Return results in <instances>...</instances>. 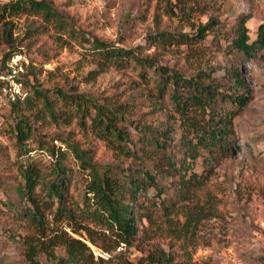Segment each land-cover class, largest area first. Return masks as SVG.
I'll use <instances>...</instances> for the list:
<instances>
[{
    "label": "rangeland",
    "instance_id": "1",
    "mask_svg": "<svg viewBox=\"0 0 264 264\" xmlns=\"http://www.w3.org/2000/svg\"><path fill=\"white\" fill-rule=\"evenodd\" d=\"M9 1L0 0V4ZM51 1L72 22L71 33L59 30L39 15L23 14L16 21L15 48L23 50V63L31 66L29 79L47 92L60 85L83 95L88 125L103 105L116 102L127 106L128 122L124 126L132 152L120 153L77 125V119L68 126L54 124L42 103L36 101L32 107L23 105L24 112L34 122L36 111L42 117L39 115L37 130L25 143L32 152L21 156L24 151L15 137L13 116L0 102V264H28L21 244L9 236L28 234L26 223L14 216L16 208L23 205L15 191L18 164L35 162L47 174L53 163L50 153L40 149V141L59 139L54 144L65 154L71 168V197L82 203L91 178L90 170L83 168L71 150L61 143V138L71 135L84 148L91 149L93 162L100 172L112 166L129 174L145 167L156 180L155 186L139 195L140 207H136V214L150 212L153 223L145 219L138 223L140 239L134 245L121 244L107 253L100 248L109 247L112 240L104 237V234L110 236L106 226L90 219L84 221L93 230L91 235L100 247L90 243L86 232L74 237L87 244L94 262L99 263L103 258L105 264L122 261L138 264L148 248L157 244L177 255L187 251L193 264H264V41L250 57L234 47L242 19L250 43L257 41L260 34L264 40V0ZM202 26L210 28L204 40H197L194 36ZM159 33L177 39L154 45L150 41ZM94 38L127 49L142 46L143 54L154 58L158 66L175 68L187 77L207 74L224 92L249 97L243 106L231 101L221 105L222 111L235 113L229 126L233 147L213 165L206 164L205 157L200 156L195 166L187 169L186 176L197 172L207 174V178L186 200H178L180 175L167 169L164 151H153L148 146L146 153L138 143L141 136L136 129L138 125L161 132L169 129V140L174 147H179L183 138H193L181 127L180 115L171 103L170 94L160 95L158 73L154 69L105 65L90 49L88 40ZM11 50L0 23V68L4 56ZM57 109L73 114L76 107L59 103ZM171 150L168 146L165 152L168 154ZM176 154L179 161L182 154L180 151ZM11 200L14 210L5 205ZM162 202L175 208L167 211ZM199 206L207 216L183 230L188 212ZM48 223L51 230L63 229L73 234L66 221L56 220L53 215L48 216ZM56 253L65 255L61 247L56 248ZM85 256L91 260L88 252ZM39 260L42 264H56L45 255Z\"/></svg>",
    "mask_w": 264,
    "mask_h": 264
},
{
    "label": "trees",
    "instance_id": "2",
    "mask_svg": "<svg viewBox=\"0 0 264 264\" xmlns=\"http://www.w3.org/2000/svg\"><path fill=\"white\" fill-rule=\"evenodd\" d=\"M23 14L39 15L45 22L53 23L59 30L71 33L72 22L56 8L51 0H10L0 4L2 35L12 49L4 56L0 76L9 72L8 62L13 56L23 55V50L15 48L14 43L18 37L14 38L16 21ZM244 23V19L239 23L234 47L244 56L250 57L260 46L259 43H263V34L259 35L257 41L250 43L248 29ZM209 28V26L200 27L194 38L204 40ZM175 39L177 38L174 36L159 33L150 42L157 45L160 42H171ZM88 42L91 43L90 49L95 57L107 66L124 68L133 65L134 68L154 69L158 73L157 88L160 95L163 97L166 93L170 94L171 103L180 115L181 127L187 134L193 135V138L190 140L183 138L179 147H174L169 140V129L161 132L157 129L154 131L151 126L138 125L136 129L141 135L138 143L141 145L140 149H144L146 153L148 146L153 151H164L162 154H164L167 169L180 175L178 200H186L189 193L207 178V174L197 172L186 176L187 169H192L200 156L205 157L206 164L213 165L218 159L226 157L233 147L229 126L235 113L222 111L221 105L231 101L243 106L249 101V97L244 94L224 92L217 82L209 80L207 74L200 73L194 77H187L175 68L158 66L154 58L143 54L142 46L127 49L99 38L88 40ZM30 67V64H24V72L19 78L28 89L29 96L23 101L19 100L6 105L13 116L18 146L24 151L21 156L32 152L27 149L25 143L36 132V122L42 117V114L36 111L33 114L34 122L31 116L24 112L23 105L32 107L36 101L42 103L45 112L50 115L54 124L68 126L77 119V125L96 134L99 139L121 151L120 153L132 152L128 145L130 137L124 126L128 122L127 106L116 102L103 105L96 115L91 117V123L88 125L82 103L84 96L73 93L71 89L60 85L53 90L45 91L29 79L32 74L28 71ZM235 79H237L236 76ZM238 83L240 84V80ZM1 85L0 81V88ZM59 103H71L76 110L73 114L58 110ZM54 140L59 139L51 138L49 141H40V149H46L53 158L49 173H44L35 162L18 164L15 191L22 199L23 205L16 208L14 216L26 223L28 234L15 233L10 234L9 237L21 244L24 259L28 264H42L39 260L41 255L54 260L56 264H105L103 258L99 259V263L94 262L90 248L74 235L82 231L86 232L90 236V243L100 247L91 235L93 230L84 224V221L90 219V221L106 226L105 230L110 233V236L104 234L105 238L112 237L109 247H100L103 251L110 253L121 244L129 247L134 245L140 239L138 223L143 222L144 219L153 223V216L150 212L137 215L136 207H140L139 195L147 191L149 187L156 185L155 176L145 167L129 174L119 167L112 166L104 167L100 172L97 164L93 162L91 149L84 148V144L74 139L72 135L61 138V143L71 150L73 157L80 162L81 166L90 170L91 178L86 184L80 204L71 197V168L67 164L65 154L62 153L60 147L54 144ZM168 146L172 150L167 154L165 151ZM176 151L182 154L179 161H177ZM139 159L141 161V158ZM12 204L11 200L5 205L12 206L10 209L14 210ZM161 205L167 211L175 208V206H166L163 202ZM204 213V208L200 206L190 210L183 230H187L188 227L193 226L194 222L207 216ZM50 215H53L56 220L66 221L67 227L73 234L70 235L63 229L51 230L48 223ZM210 215L213 216L212 213ZM57 247H61L65 255L59 256L56 253ZM86 252L89 253L91 260L86 258ZM182 253L177 255L175 252L166 251L154 244L148 248L146 256L141 258L138 264H193L188 252L183 251ZM178 257L182 260H176ZM120 264L132 263L122 261Z\"/></svg>",
    "mask_w": 264,
    "mask_h": 264
},
{
    "label": "built area",
    "instance_id": "3",
    "mask_svg": "<svg viewBox=\"0 0 264 264\" xmlns=\"http://www.w3.org/2000/svg\"><path fill=\"white\" fill-rule=\"evenodd\" d=\"M23 55H15L8 62L9 72L0 76V102L4 106L17 101H23L29 96L28 89L19 80L24 72Z\"/></svg>",
    "mask_w": 264,
    "mask_h": 264
}]
</instances>
